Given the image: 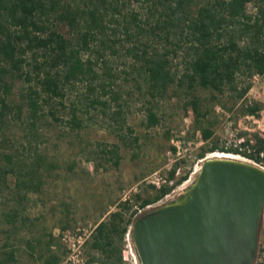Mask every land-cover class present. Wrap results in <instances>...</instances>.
<instances>
[{"label": "trees", "instance_id": "16d2710c", "mask_svg": "<svg viewBox=\"0 0 264 264\" xmlns=\"http://www.w3.org/2000/svg\"><path fill=\"white\" fill-rule=\"evenodd\" d=\"M121 57L127 58L121 71L125 80L136 82L149 97L145 128L161 124L157 105L173 99L184 116H191L187 139L197 136L202 143L197 159L241 154L232 144L221 145L216 129L219 111L235 123L257 120L264 111V103L248 97L253 78L264 76V0H0V221L7 227L0 264L16 263L21 252L32 264H63L67 250L51 232L25 240L22 250L10 242L30 222L23 204L28 194L40 192L42 172L58 168L39 153V130L49 119L77 135L94 110L109 114L123 133L128 105L116 88L120 75L113 61ZM78 88L82 92L67 102ZM10 116L22 126L24 143L6 142ZM125 132L132 134L129 127ZM247 134L239 131L235 138ZM250 135L252 151L242 155L264 162L259 157L264 133ZM163 136L169 141L171 130ZM98 150L97 158L118 166L115 145H98ZM169 150L176 152L174 146ZM178 166L169 171V179ZM187 178L185 173L160 189L148 185L144 194L106 211L84 242L85 264H124V238L137 210L160 202ZM70 229L69 222L59 228Z\"/></svg>", "mask_w": 264, "mask_h": 264}, {"label": "rangeland", "instance_id": "374dc122", "mask_svg": "<svg viewBox=\"0 0 264 264\" xmlns=\"http://www.w3.org/2000/svg\"><path fill=\"white\" fill-rule=\"evenodd\" d=\"M113 61L117 74L120 75L116 88L121 93L122 101H126L128 105L124 114L123 133L117 130L109 114L104 116L94 110L87 115L89 118L86 120V127L77 135L67 132L62 128L64 126L53 124L49 119L46 124L41 125L39 133L43 143L39 145V153L43 154L48 162L58 165V168L50 173L43 171L40 192L28 194L24 201V214L30 222L19 227L17 234L12 235L10 239V242L21 250L25 248V240L39 237L43 232H51L56 236L65 222L71 225L70 231L81 228L90 232L95 222L106 211L116 210L117 203L136 194H144L148 189L147 181L154 172L166 176L168 167L178 163L179 176L188 173L192 181L199 169L200 162L196 154L202 143L197 136L189 139L186 137L191 116H184L177 101L164 100L157 105L161 124L155 128H145V107L149 97L143 95L136 82L126 81L121 74L127 58H114ZM19 87L20 84H17L14 91L17 92ZM76 91L68 96L67 102L69 99L74 100L76 93L82 92V89L78 88ZM248 97L264 103V76L253 78ZM219 112L222 117L216 129V137L221 145L228 146L235 140L239 131L264 133V111L257 120L243 121L240 118L237 123L230 120L229 114ZM126 127L131 128V135L126 134ZM21 129L19 121L10 116L5 130L6 142L11 141L15 145L17 142L24 143ZM167 129L171 130L172 135L169 141L163 136ZM120 136L124 137V140H121ZM134 136L138 138L136 143L133 141ZM178 139L181 140L179 154L170 153V146ZM6 145L8 148L9 144ZM98 145L107 148L115 145L118 148V166L106 157L103 160L97 158L94 153L99 151ZM211 155L206 157H213ZM70 167L72 168L69 169ZM194 170L196 172L193 174ZM8 184L12 186V178L8 179ZM179 191L180 188H177L175 194L155 205L174 198ZM8 205H14V201H9ZM6 228L0 221V252L6 241L2 230ZM128 240L130 241L129 237L125 235L123 251L130 255ZM258 246L264 249V221L259 229ZM132 250L135 253L133 247ZM16 260L14 264H32L22 252Z\"/></svg>", "mask_w": 264, "mask_h": 264}, {"label": "water", "instance_id": "95a60500", "mask_svg": "<svg viewBox=\"0 0 264 264\" xmlns=\"http://www.w3.org/2000/svg\"><path fill=\"white\" fill-rule=\"evenodd\" d=\"M264 170L205 157L174 198L135 217L129 239L139 264H255Z\"/></svg>", "mask_w": 264, "mask_h": 264}, {"label": "built area", "instance_id": "2783aa9c", "mask_svg": "<svg viewBox=\"0 0 264 264\" xmlns=\"http://www.w3.org/2000/svg\"><path fill=\"white\" fill-rule=\"evenodd\" d=\"M247 119L254 120L253 117H247ZM250 134L251 133L249 132L246 136H243V137H241L239 139L235 138V140L232 141L228 145V146H230L232 144L233 147L238 149V151L241 153V154H236V155L231 154V155H233V157H235L236 159L252 163V164H254V165H256L259 168L264 170V162L255 163L254 161H252V160H250V159H248V158H246L245 156L242 155V153H247L248 154V153H250L252 151V149L250 147V145L252 144V140H251V135ZM246 140H248L249 144H246V145L243 146L242 143H245ZM172 144L176 148V152L175 153L179 154L181 141L180 140H176V142H174ZM259 157L263 158L264 157V152H260ZM174 160L176 161V159H174ZM202 160L203 159L199 160V162H201ZM172 167L173 166L168 167V173L172 169ZM179 172H180V168L178 167L177 170H176L174 179H169L168 173H167L166 176H162V175L159 174V172H154L151 175V177L148 179L147 184L148 185H153L156 189H160L162 186H169L170 187L180 177L179 176ZM195 172H196V170H194L193 174ZM181 176H183V175H181ZM190 181H191V179H190V176L188 175V178L186 180H184L180 185L175 186L171 190V192L164 197V199L169 198L170 196L175 194L177 188H180V191H179V193H180L189 184ZM154 205L147 206L145 209H142V210H137V214H136L135 217H137L138 215L143 213L146 209H149V208L153 207ZM90 232H87V231H85L84 229H81V228H76L74 231H70V230L57 231L56 236L59 237L61 244L67 250V254H66L64 263H67V264H85V258H84V255H83V245H84V242L89 237ZM128 247H129L130 255H129V253L127 251H125V250L122 251L124 264H126L127 262H130V263L132 262L133 264H139L135 253H133L132 246H131V243H130L129 240H128ZM263 262H264V249H261L258 246L255 264L263 263Z\"/></svg>", "mask_w": 264, "mask_h": 264}, {"label": "bare ground", "instance_id": "6f19581e", "mask_svg": "<svg viewBox=\"0 0 264 264\" xmlns=\"http://www.w3.org/2000/svg\"><path fill=\"white\" fill-rule=\"evenodd\" d=\"M211 156H213V157L219 156V157H225V158H233V159H236L235 157H233V155H231V154H225V153L212 154ZM198 170H199V169H198ZM196 173H197V172H196Z\"/></svg>", "mask_w": 264, "mask_h": 264}]
</instances>
